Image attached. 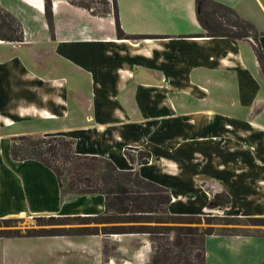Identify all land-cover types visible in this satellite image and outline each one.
I'll return each mask as SVG.
<instances>
[{
	"label": "crops",
	"instance_id": "crops-1",
	"mask_svg": "<svg viewBox=\"0 0 264 264\" xmlns=\"http://www.w3.org/2000/svg\"><path fill=\"white\" fill-rule=\"evenodd\" d=\"M89 1V0H85ZM110 0H107L109 2ZM260 34L264 0H212ZM97 13L69 0H0L21 24L23 42L0 41V220L72 218L104 212L103 195L63 197L56 175L15 161L12 139L36 134L73 141L78 156L112 162L166 189L171 216H199L225 193L231 216H264V79L252 42L207 37L195 0H115ZM133 149V150H131ZM148 152L133 165L124 152ZM211 211V212H216ZM243 244L264 237L209 236ZM17 264H149L141 234L0 238ZM105 243L109 252H105Z\"/></svg>",
	"mask_w": 264,
	"mask_h": 264
},
{
	"label": "trees",
	"instance_id": "trees-1",
	"mask_svg": "<svg viewBox=\"0 0 264 264\" xmlns=\"http://www.w3.org/2000/svg\"><path fill=\"white\" fill-rule=\"evenodd\" d=\"M72 4L85 9L93 10L90 4L94 1L102 2L106 5L107 0H69ZM114 15L116 21L117 36L121 39H144V36H126L120 29L118 21L117 6L115 0ZM50 0H46V19L48 26L53 31L52 14L50 10ZM208 8L211 10L208 11ZM195 9L198 21L205 31L207 37H226L232 40H243L252 38V46L257 62L260 67L261 76L264 79V53L259 45L260 34L255 27L240 18L231 8L216 3L212 0H195ZM108 9L101 12L106 13ZM0 41L19 44L23 42V30L21 24L9 12L0 7ZM133 150V149H131ZM128 161L133 165H147L150 161L148 152H138L134 156L126 150L124 152ZM11 156L15 161L34 160L40 162L45 167L54 172L57 177L61 192L62 177L67 175L68 189L75 196L103 195L105 198L104 212L98 216H83L65 218L76 220L79 227L65 229H29L24 233L21 230H0V238H37V237H62V236H111V235H131L145 234L155 235L156 228L138 224L130 226H112L99 229L97 224L105 221H116L127 217L129 222L132 219L144 217L143 222L148 223L149 217L154 215H168L178 220L190 221L201 216H171L168 213V206L171 202L169 192L153 183L141 179L138 174L132 172H120L115 165L105 159L88 156H78L73 151V141L61 136L53 137H33L21 136L12 139ZM63 193V192H62ZM230 198L225 193L215 194L211 197L208 208L211 210L226 209L230 206ZM207 228L197 230L194 228L179 227L174 230L183 238V245L178 251H174L169 246L166 231L154 238L153 242L158 241L159 247L156 248L155 256L152 257L150 264H205L204 258L200 261L192 260L194 251L204 252L205 239L209 236H238V237H264V229H258L255 233L250 231H240L236 233L235 228L220 227L214 225H234L230 222H242L243 226L264 227L263 217H214L205 216ZM40 219V218H37ZM48 219H55L50 217ZM142 219V218H141ZM14 219L0 220V225L8 228ZM224 223V224H223ZM91 224H95L90 226ZM233 231L234 233H228ZM157 237V236H154ZM173 253L176 255L173 256ZM166 255L169 258H166ZM175 261L170 262L172 259Z\"/></svg>",
	"mask_w": 264,
	"mask_h": 264
},
{
	"label": "rangeland",
	"instance_id": "rangeland-1",
	"mask_svg": "<svg viewBox=\"0 0 264 264\" xmlns=\"http://www.w3.org/2000/svg\"><path fill=\"white\" fill-rule=\"evenodd\" d=\"M90 6L95 9L97 12H101L103 9H113L114 3L113 0H110L109 2L104 5L102 2L99 1H94L90 4ZM211 10V8H208V11ZM241 41H249L252 42V38L248 37L245 38ZM35 128H31L30 131H32V134H30L33 137H39L43 136L41 134H36L39 130L41 129H49L50 126H44V125H37L34 126ZM37 131V132H36ZM51 137V136H49ZM62 195L66 199H72L75 197H80V196H75L72 195L69 192L68 189V178L67 175H64L62 177ZM213 195H210V198ZM207 212L201 216L200 218H195L190 221H185V220H178L174 219L173 217H169L168 215H162L159 213V215H154L152 217H149V222L148 223H140L143 222L144 217H137L139 219H132L135 220L134 222H129L130 219H127V217L120 218V220H114V221H105L101 222L100 224H91L90 226H97L99 229L103 227H112V226H130V225H138V224H144L153 228H156L158 230H155V235H145L141 234V236L145 239H147V244L149 245V250H150V258H149V264L152 259V257L155 256V251L156 248L159 247V242H153L154 238H158V236H161L162 233L166 232L163 229L164 228H169L168 230V235H167V241L169 243V246L174 249V251H178L184 241L183 238L174 230L175 228L179 227H187V228H194L197 230H203L204 228H207L208 225L206 224L207 221L204 218L205 216H214V217H225V216H231L230 214H222L219 213L216 210H211L207 208ZM218 210V209H217ZM211 211H216V212H211ZM101 215V214H99ZM236 217V216H233ZM142 218V219H141ZM15 221L10 224L11 227L5 228L3 225H0V230H21L22 233H24L26 230L29 229H65L68 230L70 228H77L81 225H79V222L76 220H69L65 218H55V219H48L45 217H41L40 219L37 218H15ZM234 225H214L217 228L220 227H226V228H235V232L239 233L240 231H250L251 233H255L256 230L258 229H264V227H256V226H243L242 222H230ZM224 224V223H223ZM228 233H234L233 231H229ZM157 236V237H154ZM109 237V236H108ZM111 238L119 239L122 237V235H111ZM260 242L259 240L256 241H246L245 244H243V253H248V256L245 258L237 256L236 250L237 247L236 243H230L225 239L222 238H217V239H205V244H204V252L201 250L194 251L192 253V260L200 261L204 258L206 260L205 264H264V246L260 245L258 249L260 250H255V247L258 243ZM109 245L108 243H105V252L108 254L109 252ZM3 251V246L0 241V264H17V259L10 258L8 260H5L2 258V253ZM176 255V253H173V256ZM166 258H169L168 255H166ZM176 259H172L169 261H175Z\"/></svg>",
	"mask_w": 264,
	"mask_h": 264
}]
</instances>
